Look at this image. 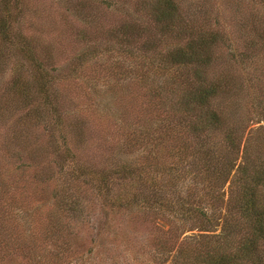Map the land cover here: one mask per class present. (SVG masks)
<instances>
[{
  "label": "rangeland",
  "instance_id": "1",
  "mask_svg": "<svg viewBox=\"0 0 264 264\" xmlns=\"http://www.w3.org/2000/svg\"><path fill=\"white\" fill-rule=\"evenodd\" d=\"M24 2L15 34L36 38L56 93L41 110L57 108L66 135L52 142L42 126L30 128L37 137L14 126L12 133L13 116H0V264H171L180 242L189 250L202 234L218 232L220 226L202 230L200 212L185 213L214 192L202 173L200 143L168 140L160 128L181 125L176 72L184 64L170 65L173 42L162 38L151 3ZM248 2L184 0L183 10L190 24H202L206 7L207 25H227ZM3 52L0 101L17 69L27 70L17 46ZM254 74L241 84V104L256 119L264 102L253 97L262 87ZM11 109L18 114V106ZM259 125L264 120L249 128ZM183 258L177 264H190Z\"/></svg>",
  "mask_w": 264,
  "mask_h": 264
},
{
  "label": "trees",
  "instance_id": "2",
  "mask_svg": "<svg viewBox=\"0 0 264 264\" xmlns=\"http://www.w3.org/2000/svg\"><path fill=\"white\" fill-rule=\"evenodd\" d=\"M13 1L17 11H12ZM147 3L155 9L153 21L162 38L173 42L170 65L176 69L184 64L176 72L179 75L175 73L181 86L178 100H184L178 107L181 125L163 122L160 128H164L166 139L172 137L188 145L193 138L200 143L196 150H202V173L214 191L209 192V200L202 207L188 205L185 213L200 212L206 220L203 231L220 226L216 233L202 234L204 239L189 250L180 242L169 262L177 264L183 255L190 264H264V125L249 128L264 120V105L263 115L255 119L249 104H241V84L247 83L251 72L256 84L262 86L258 93L252 92L253 97L258 104L264 102V0L246 3L237 22L227 25L218 20L207 25L206 7L202 9V24H190L183 10L184 0L138 2L142 6ZM24 4V0H0V55L6 46H17L27 61V70L23 73V67L17 69L0 101V116H13L9 122L12 133L14 126L24 129V136L37 137V130L30 128L42 126L47 138L55 142L56 134L61 138L66 135V125L60 121L57 108L41 110L52 104L56 95L50 68L36 49V38L15 34V21ZM250 10L257 13L249 14ZM249 68L252 71L246 73ZM161 90L163 86L155 92ZM15 106L18 114L13 115L11 107ZM46 113L51 116L49 120L44 118ZM175 246L176 242L170 243L167 256Z\"/></svg>",
  "mask_w": 264,
  "mask_h": 264
}]
</instances>
